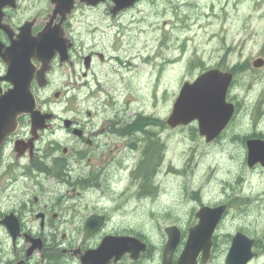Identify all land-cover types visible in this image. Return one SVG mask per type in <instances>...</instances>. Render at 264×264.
Returning <instances> with one entry per match:
<instances>
[{"label":"flooded vegetation","instance_id":"af4514ba","mask_svg":"<svg viewBox=\"0 0 264 264\" xmlns=\"http://www.w3.org/2000/svg\"><path fill=\"white\" fill-rule=\"evenodd\" d=\"M146 1L158 0H138L113 15L110 10L113 0L97 5L77 0L62 23L64 37L71 40L72 45L68 49V60L61 61L58 53L53 54L52 47L39 48L35 42L47 28L49 39L51 33L55 37L62 19L61 14L55 12L56 2L0 0V100L18 87L33 93V111H38L34 118L30 112L17 113L0 102V264H81V256L97 249L107 236H132L147 245L138 257L126 252L118 259L114 255L108 264H163L170 227L180 233L171 262L178 264L190 230L201 221L198 213L205 207H224V210L212 233L208 253L200 249L195 264H228L237 235L244 238L240 242L244 252L252 253L244 264H264V205L260 202L264 190L254 195L253 183L242 174L234 182L225 180L230 193L218 201L203 199L209 193L211 180L206 181L207 188L192 190L191 196L185 194L183 205L191 207L195 220L189 224H167L158 255L152 238L131 227L125 231L117 228L120 207L159 199L165 190L159 173L163 171L170 147L163 131L186 125L172 127L168 116L162 118L132 109V99L121 95V87L112 75L103 73L105 64L114 58L120 60L121 44H113L112 51L106 52L94 41L82 52L78 49L80 32L72 20L81 9L94 10L104 5L111 16L120 17ZM24 51L26 65L19 62ZM19 68L25 73L22 78L13 73ZM231 71L234 75L227 99L234 104V113L209 143L217 144L222 140L246 104L233 96L237 73ZM121 84L126 92H132L129 82L123 80ZM260 114L262 111L254 109L252 124H247L245 132L236 134L234 140L246 145L248 172L264 176L263 163L253 166L248 163V140H264ZM192 123L197 124L196 131L207 141L200 133L198 121L188 125ZM170 167L177 169L174 172L179 171L175 165ZM183 171L177 174L183 175ZM175 208L173 205L164 208L173 211L172 216L157 215L164 209L151 210L150 215L178 219L181 212L179 214ZM7 216L18 221L16 238L2 223ZM93 216L98 217L101 224L86 237V224ZM238 217L243 223L236 226L234 222ZM194 223L197 224L189 230ZM223 226L229 229L224 238L219 239Z\"/></svg>","mask_w":264,"mask_h":264},{"label":"rangeland","instance_id":"374dc122","mask_svg":"<svg viewBox=\"0 0 264 264\" xmlns=\"http://www.w3.org/2000/svg\"><path fill=\"white\" fill-rule=\"evenodd\" d=\"M72 23L80 32L78 49L82 52L94 41L106 52L112 51L113 44H121L120 60L114 58L105 64L103 73L112 75L121 87V95L132 99V109L169 117L183 83L194 81L200 73L214 67L237 73L233 96L246 103L231 130L217 144L207 142L196 131V123L164 130L170 145L159 173L164 193L156 202L137 201L120 207L117 228L125 231L131 227L152 238L158 255L167 224H189L195 220L191 207L183 205L184 196H191L197 188H207L206 181L211 180L210 190L206 189L209 193L203 198L206 202L218 201L224 194L229 196L225 180L234 182L240 174L253 183L254 195L264 190V176L247 170L246 145L234 140L236 134L245 132L247 124H252L254 109L262 111L259 120L264 126V65L254 66L255 60L264 59V0L146 1L120 17L111 16L104 5L79 10ZM123 80L130 83L132 92L122 88ZM171 165L177 166V173L184 170L183 175L174 172L177 169H171ZM261 197L264 205V194ZM171 205L181 212L178 219L150 215L151 210ZM162 213L174 214L164 209L157 215ZM241 223L242 218L238 217L234 225ZM229 228H221L219 239Z\"/></svg>","mask_w":264,"mask_h":264},{"label":"water","instance_id":"95a60500","mask_svg":"<svg viewBox=\"0 0 264 264\" xmlns=\"http://www.w3.org/2000/svg\"><path fill=\"white\" fill-rule=\"evenodd\" d=\"M54 1L56 2V14H61L62 16L61 22L56 28L55 37L54 33L53 37L51 33V40L49 39V29L47 28L35 42L39 48L42 46L52 47L53 54L55 51L60 55L61 61H66L69 58L68 49L71 47L72 41L64 37L65 32L62 23L66 19V16L75 8V2L77 0ZM80 1L89 5H97L106 0ZM136 1L138 0H113L114 5L110 7L111 13L117 15L123 9L133 6ZM26 57V51L19 56V62L22 65H26ZM263 64L264 60L262 58L254 61L256 67H260ZM13 73L16 76L19 74L21 78L25 76L24 71L20 68L14 70ZM233 75V72L212 68L200 74L193 82H185L168 119L169 124L174 127L197 120L200 133L207 137V141H211L218 136L234 113V104L227 101V93L231 86ZM0 102L2 106H9L10 110L17 113L30 112L34 118L38 116V111H33L35 97L31 91L16 87L4 94ZM247 145L249 165L253 166L257 162L264 164V140L249 139ZM223 210L224 207L217 209L202 208L198 213L201 221L196 227L190 230L188 243L179 258L178 264H195L196 255L200 249L208 253L211 246L212 233ZM2 223L10 228L14 238H16L19 234L18 221L12 219L11 216H7ZM100 224L101 221L98 217H91L86 224L85 236L89 237L93 234L99 228ZM167 231L169 240L165 246L163 264H171L172 254L180 240V233L175 227L167 228ZM243 239L239 235L236 236L227 259L228 264H244L252 257V253L244 252L243 247L240 245ZM146 248L147 245L136 237L107 236L97 249L88 250L86 254L81 256V264H108L114 255L118 259L126 252H131L133 257H138L139 253L146 250Z\"/></svg>","mask_w":264,"mask_h":264},{"label":"bare ground","instance_id":"6f19581e","mask_svg":"<svg viewBox=\"0 0 264 264\" xmlns=\"http://www.w3.org/2000/svg\"><path fill=\"white\" fill-rule=\"evenodd\" d=\"M177 173V172H176ZM205 173L207 174L208 172L205 171ZM174 175V174H173Z\"/></svg>","mask_w":264,"mask_h":264}]
</instances>
